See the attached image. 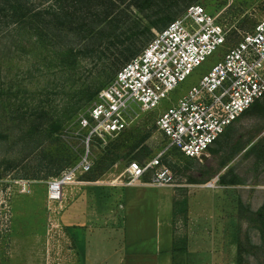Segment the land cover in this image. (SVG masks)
I'll list each match as a JSON object with an SVG mask.
<instances>
[{
    "label": "rangeland",
    "instance_id": "obj_1",
    "mask_svg": "<svg viewBox=\"0 0 264 264\" xmlns=\"http://www.w3.org/2000/svg\"><path fill=\"white\" fill-rule=\"evenodd\" d=\"M28 1L36 7L52 4L55 10L59 4V0ZM169 4L170 11L153 16L154 10L146 0H126L120 10L125 9L128 17L119 14L120 10L116 12L121 23L112 29L115 35L110 38L89 30V25L96 31L101 27L99 19L108 8L107 2L85 1L82 12L76 14L77 0H66L69 12L75 13L73 18L77 21L82 15L86 21L54 46L20 25L0 24V264H167L173 232L180 246L175 251V264H236L234 215L238 203L253 211L264 203V150L250 153L264 136L262 117H243L199 158L190 160L169 149L163 161L167 160L171 167H166L177 179L174 187L145 185L151 174L129 186L124 174L130 163L143 165L165 150L167 142L155 125L158 116L198 85L234 45L231 42L193 70L154 112L135 109L136 120L124 134L106 144L94 139L89 148L93 170L66 185L63 200L53 201L49 196L48 183L87 153L89 132L81 122L92 107L101 103L102 94L125 63L114 64L111 55L122 45L124 34H140L143 48L162 30L167 18H179L192 5H200L218 17L228 35L232 26H237L241 34L249 32L264 17V0H169ZM135 21L141 25L155 21L159 28L142 34V29L133 26ZM259 101L264 104V98ZM146 133H151L146 144L134 147ZM110 143L117 153L116 163L98 181L91 182L99 164L105 162L101 149ZM145 146L151 151L148 156L142 153ZM243 146L244 150L210 181L215 187L208 188L210 182L189 183V176L197 177L208 162L214 163L213 151L220 153L222 161ZM222 175H228L229 184H220ZM233 180L238 184H232ZM82 191H87L91 199H105V204L97 202L100 210L112 207L121 212L122 224L116 225L119 228L112 224L103 228L85 224V228L79 214L76 220L83 228L68 226L65 218L72 211L62 214L70 199ZM171 192L173 203L171 198L157 200L160 194ZM174 199L181 203L178 213L182 216L176 222L172 216ZM190 218L195 220L191 222ZM188 232L186 253L181 246ZM243 232L255 245L260 244L258 232L246 223ZM242 264L259 262L244 255Z\"/></svg>",
    "mask_w": 264,
    "mask_h": 264
},
{
    "label": "built area",
    "instance_id": "obj_2",
    "mask_svg": "<svg viewBox=\"0 0 264 264\" xmlns=\"http://www.w3.org/2000/svg\"><path fill=\"white\" fill-rule=\"evenodd\" d=\"M229 32L218 17L200 5H192L171 22L143 51L116 74L81 122L89 134L87 153L74 167L51 180L49 196L64 199V189L93 167L89 155L94 139L106 144L125 132L136 120L135 109L154 112L160 102L183 83L193 70L224 48ZM239 34H241L239 32ZM264 97V17L177 104L160 114L156 129L165 150L144 165L132 162L124 170L126 185L144 182L158 188L174 187L177 179L163 164L169 149L195 159L208 151L256 101ZM218 183V179L215 180ZM208 188L215 187L210 182Z\"/></svg>",
    "mask_w": 264,
    "mask_h": 264
},
{
    "label": "trees",
    "instance_id": "obj_3",
    "mask_svg": "<svg viewBox=\"0 0 264 264\" xmlns=\"http://www.w3.org/2000/svg\"><path fill=\"white\" fill-rule=\"evenodd\" d=\"M85 1L91 3V0H77L78 11H76V14L77 13L80 14L82 12L81 11L82 4ZM104 1L108 3V8L105 9L103 16L99 19L100 21L103 22L102 23L103 26L101 25V27L98 28L99 30L96 31L97 29H95L94 25H89V30L96 32L97 35L99 36H109L110 38H113L115 33L112 32V29L121 23V20L116 15V12L120 10V8L123 6V3H125L126 0H104ZM146 5L154 10L153 16H160L161 14L166 13V10L167 12L171 10L169 0H146ZM56 8L57 9L55 10L52 4H49L46 7H36L34 6L33 3L29 2L28 0H0V24L20 25L21 27H23L28 31L37 33L42 39L46 40L47 42H49L51 45L54 46L58 44L61 41V39H63L68 34V32L72 30V28L82 27L84 26L86 21V19L82 15H79V17H77V21L76 18H73V15L75 17V13L72 14L69 12V9L67 8L66 5V0H59L58 7L56 6ZM119 14L123 15L124 17H128L127 15L128 13L127 11H125V9H121L119 11ZM176 17L177 15H171L169 18H167L163 24L164 26L162 30L165 29L171 22L176 20L175 19ZM132 24L135 28L142 29V31L140 32L142 34L145 32H149L151 30H158L159 28L158 23L155 21H149L147 24H142V25L140 21H135ZM108 32L109 35H107ZM139 35L137 34L135 36H127L126 34H124L125 40L122 41V45L118 47L116 52L111 54L115 58L114 64H120L121 62H125L124 65H126L143 51V49L147 45L142 48L143 40L141 41L139 39ZM239 41H240L239 28L237 26H232L230 35H228V43L231 42L235 45ZM251 115L262 117L264 119V104L261 103L259 100L256 101L245 113H243L237 119L236 122L240 121L243 117L251 116ZM230 127H228L226 131ZM226 131L222 136L226 134ZM261 131H264V128ZM261 131L260 133H262ZM125 132H123L122 134H124ZM122 134H120L119 136H121ZM150 134L151 133L144 134L142 139L135 143L134 147L138 148L142 144H146L147 140H149L150 138ZM253 139L254 138L249 140L248 144L252 143ZM218 141L214 145L218 144ZM111 146L112 143H110V145H108L104 149H101V152L104 154L105 157L104 161L108 163L101 162L99 164V168H97L96 170L97 172L90 179L91 182L98 181L103 176V174L116 163L117 153L115 150H111ZM244 148L245 146L240 148L238 147L234 151V153L230 154L227 158L223 159L222 161H219L218 154L220 153L218 151H213V152L211 151L214 163L209 164L208 162L205 165L204 172H201L199 175H197V177L189 176V183L198 185V184H204L210 182L212 179L217 177L222 172V170H224L227 167L231 158L236 153L244 150ZM259 149L264 150V136L262 137V139L258 141L257 144H255L250 149V153H256V151H258ZM209 150L210 148L208 149V151ZM150 152L151 151L147 146L143 147L142 153L145 154L144 156H148ZM187 159L193 160L191 158H187ZM135 162L138 163V161ZM163 164L165 166H169L166 159L163 161ZM174 166H176L175 163L172 167L174 168ZM227 176L228 175H222L219 177L221 185H226L230 183L226 180ZM232 184H238V181L233 180ZM180 207H181L180 201L174 200L175 222L179 220V216H182L179 215L178 213L181 210ZM234 219L236 220V229H235L236 232L235 244L237 248L236 264H242L244 255L253 256L257 259L259 264H264V203L258 210L253 211L249 207L243 205V203L239 202L237 206L236 214L234 215ZM244 223L247 224L249 229L256 230L258 232L260 238V244L255 245L252 242V239L249 237V235L243 232ZM182 250H184L187 253L186 245L182 248Z\"/></svg>",
    "mask_w": 264,
    "mask_h": 264
},
{
    "label": "crops",
    "instance_id": "obj_4",
    "mask_svg": "<svg viewBox=\"0 0 264 264\" xmlns=\"http://www.w3.org/2000/svg\"><path fill=\"white\" fill-rule=\"evenodd\" d=\"M96 184H98V183H96ZM170 198L172 199V203H173L174 194L172 192L168 193V194H166V193L160 194L157 200L164 201V199H166L169 201ZM92 200H94V199H91V196L89 195V193L87 191H82L79 195H76L70 199V202L67 203V205L65 207V211L63 210L64 212L62 214V215H64L65 213H68L69 210L72 211L71 214L69 215L70 217L65 218V220L68 223V226L75 228V227H82L86 224V227H89L91 224L93 227H99L100 226L103 228V227L107 226V224H109V225L112 224L113 227L119 228L116 225L122 224V221H123L122 213L114 211L112 209V207H107V209H101L100 210L99 209L100 207L97 206V202L105 204V202H104L105 199L103 200L102 198L100 199V197H99V199L97 200V198H96L97 201L94 200L95 201L94 204H93ZM106 200H109V199L106 197ZM92 204L94 205L93 208H92ZM120 208H121V206H120ZM77 214L83 216L84 223L82 226L78 225V221L76 220V218L78 216ZM172 216L174 217V209H172ZM190 219H191V222H193L195 220L192 218H190ZM93 224H99V225L94 226ZM109 225L107 227H109ZM172 231H173V227H172ZM173 235H174V238L172 239V247H171L172 249L170 251L171 257L167 258V264H175V261H176L175 251L180 249V246H177L176 235L174 234V232H173ZM188 237H189V232L187 233V239H185V244H186L187 248H189V245H190ZM185 244L183 246H181V248H183L185 246ZM221 258H223L222 255H221ZM215 264H217L216 261H215Z\"/></svg>",
    "mask_w": 264,
    "mask_h": 264
}]
</instances>
